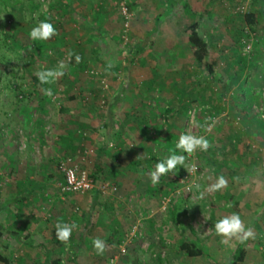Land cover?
<instances>
[{
  "label": "rangeland",
  "instance_id": "1",
  "mask_svg": "<svg viewBox=\"0 0 264 264\" xmlns=\"http://www.w3.org/2000/svg\"><path fill=\"white\" fill-rule=\"evenodd\" d=\"M183 1L18 0L14 4L13 0H0V223L6 228L20 233L29 229L37 231L33 241L38 242L41 239L38 232L41 228L52 233L57 223H75L78 227L73 229L70 240L65 243L67 248L77 239L81 230L86 232L87 228L93 234V239L104 240L103 236L108 234L107 229L113 232L117 228L113 240L110 244L107 242L110 249L107 264H124L122 259L128 255L129 248H136V245L146 251L138 253L143 264H210L212 261L230 264L231 254L238 241L233 240L230 245L220 242L222 237L215 234L213 214L221 218L237 213L246 227L251 228L255 234L254 239L246 241L245 259L238 264H264V214L257 219L264 206V174L257 172L258 174L249 175L243 170H237V155L226 156L218 152L231 143L241 156L244 152L250 154L253 150L264 152L263 146L252 143L248 137L240 140L229 136L231 128L242 129L244 123L240 111L237 114L235 112L237 106L234 99L239 84L230 83L229 73L243 59L245 66L242 65L243 71L240 72L245 75L244 78L250 79L259 67V74L263 73L261 79H264V2L256 3L261 14L258 15L255 31H250L243 21V13L251 8L250 0H198L206 6V12L200 20L184 9ZM122 8H126L125 13ZM45 19L53 23L57 35L47 41H33L29 35L31 29ZM197 20L200 22L201 34L212 44L216 69L224 72L223 82L197 66L190 59L191 53L190 62L188 61L185 30ZM3 32L11 36L5 37ZM247 43L251 47L249 56L243 50ZM175 49L182 51L183 56L180 58L183 60L176 58L177 62L171 59L175 54L171 51L175 52ZM149 52L153 56L151 61L145 60V65L140 63V56ZM69 53L73 54L71 58ZM110 53L114 55V59L108 65L106 60ZM75 54H79L82 60H90L83 61L84 63L81 60L77 64ZM62 60L67 64L65 74L52 84L45 85V88L55 89L54 95L44 101L39 100L42 95H37L39 101L34 99V95L33 100H29L30 108H25L23 102L17 99L21 85L27 91L35 93L31 77L38 70L55 68ZM176 62L183 65V70L188 68L197 73L205 94L200 102L191 98L187 108L177 117L179 122L169 126L173 115L169 95L174 94L170 83L176 78L178 71L165 68H176ZM153 65H159L160 68L155 70V78L151 80L148 70ZM128 68L137 69V77L133 76L137 79V117L141 119L142 111L147 112L150 117L148 122L137 124V137H144L141 147L137 146V174H134L137 176V188H120L117 184L113 185L107 176H103L94 182L88 195L64 196L60 192L62 175L57 167L59 160L70 157L71 162L88 171L92 161L89 155L94 153V145L84 147L79 136L85 137L87 129L80 128V122L75 125L68 118L61 122L58 116L60 106H64L67 101L71 102L66 97L78 89L86 90L90 86L98 88L102 79L106 80L109 83L107 89L83 94V98L98 102V106L100 101H105L102 106L100 104L99 108L97 106L94 109L93 125L97 128L106 118V101L122 84V74ZM159 72H163L162 76H157ZM170 72L172 76L169 75ZM175 85L180 88V84ZM261 85L262 82L258 86L260 100H254L244 108L245 113L264 120L260 117L259 109L263 103ZM38 105H44L46 109L39 110ZM84 117L83 113L82 121ZM221 118H227L225 123H220ZM59 124H65V127ZM64 128L72 138L80 139L74 153L67 152L72 146L69 136L59 140ZM99 130L102 131V128ZM184 133L206 136L211 144L206 152L196 150L185 160L188 168L191 164L198 167L197 173L192 177L194 183L190 190L185 189L186 184H183L178 175L185 168L183 165L175 173L161 176L159 183L153 185L148 173L154 170L157 162L175 150V154H182L175 145ZM78 134L79 139L76 137ZM220 134H227L229 137L222 135L223 138L219 139ZM100 144L98 143L99 148ZM226 150L231 152L229 148ZM154 152L159 158L155 163L151 161ZM125 160L127 162L123 163L122 168L130 171L131 160L128 157ZM240 162L246 169V164ZM230 163L232 166L228 169ZM259 165L264 169V161ZM220 175L228 180L227 187L212 193L206 192L203 199H198L199 191L207 189ZM49 177L52 185L47 186ZM105 183L115 186V190L110 191L115 197H124V204L127 206L124 208L126 212L129 211V215L126 218L120 216L118 222V218L112 214L105 223L104 212L97 210L91 214L94 224L89 222L85 228H81L89 209L90 194L94 193V188L107 191ZM196 183L201 185L200 190L194 187ZM10 203L12 205L8 207ZM134 209L136 211L133 215L130 211ZM171 209L178 213L185 209L188 216L193 214L190 220L185 217L181 219L185 223L188 220L196 235L208 247V257H190L186 260L184 255L176 252L177 241L184 235L188 236L189 232L187 228L182 232L177 230L171 222ZM61 215L64 217H60ZM80 220L82 221L79 222ZM95 223H102L104 229L101 226L95 228ZM134 227L137 233L124 244ZM44 234L43 231L42 235ZM118 235L123 236L119 239ZM2 240L11 251L12 264H41L40 261L48 264L40 248L27 247L5 233ZM56 240L47 242L46 245L55 244L54 251L60 256L59 260H65V264H83L76 260L77 254L71 258L70 248L61 255L56 246L61 242ZM122 244L126 251L121 255ZM57 254L51 258H59ZM150 256L153 258L152 262Z\"/></svg>",
  "mask_w": 264,
  "mask_h": 264
},
{
  "label": "crops",
  "instance_id": "2",
  "mask_svg": "<svg viewBox=\"0 0 264 264\" xmlns=\"http://www.w3.org/2000/svg\"><path fill=\"white\" fill-rule=\"evenodd\" d=\"M187 45L188 46H186V49H188L187 50L188 52L186 53H187L188 61L190 62L189 60L190 53H191L190 59L193 61L192 49L188 42H187ZM171 52L175 53L173 54V57L171 58L172 60L177 61V62L178 60L180 61L183 60L182 58H180L181 56H183L182 51L175 49V52L174 51H171ZM152 57L153 56H151L150 52L149 54H143L140 56V63L145 65V60L149 59L151 61ZM156 58L158 59V57ZM113 59H114V55L110 53L108 56V59L106 60V64L111 65L113 63L112 62ZM89 60L90 58L86 60H82V62L89 61ZM156 61L157 60L155 59V62ZM177 62L175 64L177 65V67L175 66L176 68H173V67L165 68L166 70L171 69V71H178V73L176 72V78L172 80V82L170 83V85L171 84L173 85L171 92H173L174 94L169 95V98L171 99V101L169 102H171L172 104L171 107L173 108L172 110L173 115L170 120L171 123H168L169 126L170 125L173 126L174 124H177L179 122L177 121L178 120L177 117L180 116V112H184V108H187V105H189V101L191 98L193 100H197L198 102H200V101H203V96L205 94L204 86L202 84L200 77L197 76V73L189 70L188 68H185L183 70L182 69L183 65ZM188 65L189 63L187 64V66ZM242 65L245 66L243 59H241L240 64L236 65L233 68L232 72L229 73L230 75L229 81L232 84L234 83H236V85L239 84V87L236 90V98L234 99L235 105L237 106V110L235 112L237 114L238 111H240V113L242 114V120L244 123L242 125V129L231 128L232 131L230 129L229 136L240 139V140H242L243 137H248V139H250L252 143L254 142V144L255 143L258 145L260 144L264 148V120H261L259 117H257L254 114L245 113L246 111L244 108V107L249 106L251 103H253L252 101L260 100V97H259L260 89L258 86H260V82L263 81V78L261 79L263 73L259 74L260 73L259 71L261 70H259L258 69L259 67H257L258 70L256 69L252 73V77L250 79L244 78L245 75L240 72V71H243ZM158 67L159 65H153V67L148 70L151 80H153L152 78H155V70H157ZM223 73L224 72L222 70L219 72L215 67L214 77L218 79L219 82L224 81ZM162 74L163 72H159L157 76L159 75L162 76ZM169 75L172 76L173 75L172 72H170ZM133 76L137 77V69L132 70L128 68V70H126L125 73L122 74V77H123V79L121 80L122 84H120L117 90L112 92V94L110 93L111 94L110 97L108 94L109 100L106 101V103H108V106L106 108V113H104L106 114V118L104 119V121H101V124L98 125L97 128H95V126L93 125V116H94L93 114H95L94 109L95 107H97V105L96 104L94 105L91 103L88 104L89 102H91L90 99L86 105L83 104L81 101H78L79 99L77 101H71L72 103L67 101L64 105V107H66L67 110L63 112L59 111L60 113L58 114V116L61 122L66 121V119L68 118L70 120V123L74 122L76 125L80 122L79 124L81 126L79 127L87 129L86 132H84L86 135L85 137L79 136L80 134H78L76 137L77 139H79L78 138L79 136L80 139L83 140V145H85L84 147L89 146L90 144L94 145L93 147L94 153L92 152V154L89 155L91 156V159H92L89 165V169L96 171V174H98L97 179L98 178L100 179V177H103V176H107L106 178H108L112 182L113 185L117 184L120 188L125 187V188L135 189L137 188V176L134 175V174H137V146L141 147V144L144 141L143 135H140L137 137V124L148 122L150 120V117L147 116L148 115L147 112L144 113L142 111L143 109L140 110L142 111V116H140L141 119L139 120L137 117V113H138L137 112V93L135 94V92H137V79L133 78ZM102 80H103L102 83L99 84L100 87L92 88L90 86V87H87L86 90H81V91H85L84 93L89 94V92L93 93L94 91H102V90L107 89L109 87L108 86L109 83L104 79ZM175 83L180 84V88H178V86H176ZM111 90H112V87L110 84V91ZM77 91H80V90L78 89ZM175 91H178V93L175 94ZM115 99L116 101L118 100V104L113 106L112 102ZM100 104L102 106V101H100ZM45 109L46 108H44V110ZM235 112L233 114H235ZM83 113L85 114V117L82 121ZM226 119L227 118H221L220 123L221 121L222 123H225ZM59 126L65 127V124H59ZM99 128H102V131L99 130ZM65 130L66 128L61 130V133H63V135L59 136L60 137L59 140L61 141L69 136V141L71 142L72 146L70 147V150L67 152L74 153L76 152V149H77V145H78L77 142L80 139L75 140L69 135V132ZM99 132H102V134H99ZM222 135L223 134H220L219 139H221V137L223 138V136H226L227 134L223 136ZM175 136L178 137L177 134H175ZM229 136L227 135L226 137L228 138ZM98 143L99 144L101 143L100 148L98 147ZM74 144L76 145L74 146ZM112 147H114V149ZM124 148H127L128 150L126 151L127 152L129 151L130 154L129 153L126 154L125 153L126 151L123 150ZM226 149L227 148H223V150H226ZM235 149L236 147L234 146V149L231 150L230 153H228L227 150L224 151V153H222V150L220 149L219 150L217 149V150L219 153L221 152L222 155L223 154L226 156H228L229 154L237 155L238 156V159H237L238 162L236 166L237 170H240V171L243 170L247 172L249 175H253L254 173H257V172L264 174V169L260 168V165H259V163H262L264 161L263 159L264 152H261L259 150L257 151L253 150L252 153L248 154L244 152L243 155L241 156L240 152L239 151L237 152V149L235 151ZM147 154L149 155L148 152ZM153 155H156L155 152L152 154V156ZM125 157H128L131 160L130 163L132 165V168L130 171H125L122 168L123 163L127 162V160H125ZM240 161L246 164V169L241 164ZM231 166H232V163H230L227 168L229 169ZM261 170L263 171L261 172ZM50 178L51 177H49V180L46 181L47 186L52 185ZM132 182H134V184H132ZM105 184H106L105 189H107V191L106 190L99 191L97 190V188H94L96 190L93 191L94 193L90 194L91 198L89 197V203H88L89 209L86 212V216H85V219L83 220L81 228H85L89 224V222L90 224L93 223L91 219L92 218L91 214L93 212H96L97 210L100 212L102 211V213L104 212L103 215L106 218L105 223L108 222L107 217H110L112 214L113 216H116V219L118 218V222L120 221L119 219H121L119 218L120 216H122V218H126V216L129 215V211L126 212L124 208V207H127L126 204H124L125 202L124 197L122 196L115 197V195L112 192H110L112 189L115 190V186L113 187L111 186L112 184L109 185L108 183H105ZM96 193H98L99 196L95 199L94 195H96ZM104 195H108V196H104ZM60 208L62 209V206H60ZM135 211L136 209L131 210L130 212H133V215H134ZM60 217H64V216L61 215ZM170 218H171V215H170ZM81 221L82 220H80L79 222ZM94 226L95 228L101 226V228L104 229V225L102 223L101 224L95 223ZM116 230L117 228L112 232L111 230L107 229L108 234L106 236H103L104 238L103 241L106 245V248L102 254L97 252L93 248V245H92L93 234H91V232H88L87 228L85 230L86 232H82L81 230V232L77 235V239H74L75 241L73 242V245L69 244L71 258L75 257L77 254L78 257L76 260L81 261L80 263L107 264L106 260L108 258L109 250H110L109 247L107 246V242H109L110 244L111 240H113L112 238L115 237ZM43 231L45 233L44 234L45 236L42 235ZM38 232L41 235V239L38 242L33 241L35 244H43L45 246L46 244L50 243L51 241L53 242V240L56 239L55 231H53L52 233L51 232L49 233L48 231H45L41 228V230H39ZM96 232L103 233L102 231H96ZM21 233L28 234L30 238L33 240V236L37 233V231L35 232L29 229ZM122 236L118 235L117 237L121 239ZM27 247H30V246H27ZM61 247L64 249L63 251L69 249L66 247V245H63V243H61L57 245V248H59L58 249L59 252L61 250ZM63 251L62 253L60 252L61 255L63 254ZM53 252L56 253L54 249H53ZM145 252L146 251L141 250V248H139L137 245H136V248H129L128 255L123 260L124 264H143L140 260L139 254L140 253L142 254ZM185 258L186 260H188L190 257L185 256ZM59 259H60V256H59ZM150 261L151 262L153 261L152 257L150 258ZM58 262L61 264L63 263L65 264V260L63 259L59 260Z\"/></svg>",
  "mask_w": 264,
  "mask_h": 264
},
{
  "label": "trees",
  "instance_id": "3",
  "mask_svg": "<svg viewBox=\"0 0 264 264\" xmlns=\"http://www.w3.org/2000/svg\"><path fill=\"white\" fill-rule=\"evenodd\" d=\"M5 0H3L4 2ZM264 2V0H250L251 3V8L243 13V21H244V25L247 27L248 30L250 31H255V28L258 26V15L261 14L260 10L257 8L256 3L258 2ZM18 2V0H13V3L16 4ZM183 7L184 9H187L191 15L193 16H198V19L200 20L203 15L206 12V6H204L200 1L198 0H193L192 3L184 0L183 1ZM257 8V9H256ZM199 20L194 21L193 23H191L189 26L186 27V41L190 44L191 49H192V55H193V60L195 62V64L201 68H203L205 70L206 73H208L209 75H211L212 77H214V69L215 66L217 64L216 60L213 57V53H212V44L205 38L203 37V35L201 34L200 30H199V25L200 22ZM4 36H11L10 34L3 32ZM242 34V32H241ZM38 43V42H37ZM31 80L33 81V84L36 88V92H31V91H27L25 88L21 87L19 88V97H17L19 102H23V106L25 108H30V102L29 100L32 99V97H34L35 95V100L39 101L40 99L44 100H49L51 98V96H47L44 94V89H45V85H41L39 80L37 79V77L35 75H33L31 77ZM43 90L42 92H39L38 90ZM80 91H75L73 93L70 94V96L66 97V100H70V101H81L83 104H87V102L89 101V99L83 98V94L85 91H81V89H79ZM54 90H52L53 95H54ZM42 95L41 97H39L38 100V96L37 95ZM52 95V96H53ZM33 100V99H32ZM31 100V101H32ZM96 100V99H95ZM92 102H89L88 104H96L98 106V102H94V100H91ZM44 102H41V104H43ZM113 106L118 104V100L116 101V99L112 102ZM111 103V104H112ZM30 105V106H28ZM100 106V104H99ZM98 106V107H99ZM37 109L39 110H43L44 109V105H38ZM67 110L66 107L64 106H60V111L63 112ZM227 148H229L230 150L234 149V145L231 143L230 146H228ZM173 150H175L173 148ZM222 153H224L223 149ZM174 152H177L176 150ZM180 155H184L186 157L185 160H187V156L186 153L180 154ZM224 155V154H223ZM152 156V155H151ZM159 160L158 155H153L151 158V161H153L154 163L157 162ZM58 165V164H57ZM177 168H181V166H177ZM185 172V168L181 169V171L179 172V176H182ZM88 176L92 179L93 183L96 181L98 174H96V171L89 169L87 171ZM92 191V190H90ZM88 191V192H90ZM88 192H86L85 194H87ZM69 194H66L64 196H68ZM71 195H76V194H71ZM95 199L99 196L98 193H96ZM12 203L8 204V207L11 206ZM2 208V207H0ZM171 213V222L173 224H175L177 230L180 232L181 230H184V228H187L189 234L188 236H182V238H180L177 241V247H176V252L180 253L184 256H188V257H208L207 253H206V249L208 248L203 240L196 235V232L194 230V228L192 227V225L187 222L188 220H190V218H192V215L187 214V211L185 209H183L180 213H178L175 209H171L170 211ZM264 214V206L260 212V214L258 215L257 219H260L262 217V215ZM181 215V217H180ZM214 221L216 222L218 219H220V217H216L214 214ZM182 217H185L186 219L188 218V220L185 222H183V220L181 219ZM83 232V231H82ZM182 232V231H181ZM6 234L8 237H12L15 238L17 241L19 242H23L25 245L30 246V247H34V248H40L42 254L44 255L45 259L47 260L46 262L48 264H57L59 261V258H51L52 256H56L57 253L53 252L54 246L53 245H43V244H35L33 242V240L30 238V236L28 234H22L19 231L16 230H12L10 228H6L3 224L0 223V264H12L11 263V251L8 247V245L3 242L2 240V235ZM71 242V241H70ZM68 243V242H67ZM245 242L241 243V242H237V245L233 251V253L231 254V258H230V264H238L244 261L245 256H246V248H245ZM73 245V242L70 243V245ZM59 245V244H58ZM63 245H65V243H63ZM57 246V245H56ZM64 249L61 247L60 252L62 253ZM65 251H63L64 253ZM57 256H59L57 254ZM122 259V258H121ZM40 260V259H39ZM124 260V259H122ZM120 260V261H122ZM41 264H43V261H40ZM122 263H124V261H122ZM210 264H218L215 261H212Z\"/></svg>",
  "mask_w": 264,
  "mask_h": 264
},
{
  "label": "clouds",
  "instance_id": "4",
  "mask_svg": "<svg viewBox=\"0 0 264 264\" xmlns=\"http://www.w3.org/2000/svg\"><path fill=\"white\" fill-rule=\"evenodd\" d=\"M29 35L33 41H47L57 35V29L53 23L50 22V20L45 19L39 21V23H37L36 26L31 29ZM72 55V53H69V58H71ZM81 60V56L79 54H75V62L79 64ZM66 68L67 64L62 60L58 62L55 68H44L42 70H38L35 73V76L41 85L52 84L65 74ZM44 94L47 96H52V89L50 87L45 88ZM175 147L181 152L191 155L196 150L206 152L211 147V144L206 136H197L193 135L192 133H184L180 135ZM185 159L186 157L184 155H177L175 152H172L168 156L164 157L155 164L154 170L148 173L151 183L156 185L159 183L161 176L167 175L170 172L175 173L177 166L183 165L188 171H190L188 166L185 164ZM227 185L228 180L224 175H220L216 178L215 182L210 184L205 190H200L201 185L198 183L194 184V187L197 190H200L198 199H203L206 192L212 193L220 191L226 188ZM77 227L78 226L75 223H57L55 225L56 239L61 243H67L71 238L73 229ZM214 231L216 235L222 237L220 242L224 245H230L233 240L243 243L250 238H255L253 230L246 227L240 215L237 213L225 215L218 219L214 224ZM92 245L93 248L101 254L105 251L106 245L100 238L93 239Z\"/></svg>",
  "mask_w": 264,
  "mask_h": 264
},
{
  "label": "built area",
  "instance_id": "5",
  "mask_svg": "<svg viewBox=\"0 0 264 264\" xmlns=\"http://www.w3.org/2000/svg\"><path fill=\"white\" fill-rule=\"evenodd\" d=\"M123 13L126 12V8H122ZM247 32H249L247 30ZM246 38V37H245ZM243 43H246L243 41ZM246 54L249 56L251 47L250 44L247 43L246 46H244L243 49ZM261 91H262V96H263V103L260 106V117L264 118V79L262 81L261 85ZM102 103H104L102 101ZM195 153V152H194ZM193 153V154H194ZM191 154V155H193ZM191 155L186 153V156L189 158ZM58 170L61 172L62 175V182L60 184V192L64 195L66 194H76V195H83L86 192L90 191L94 187V183L92 179L88 176V173L85 169L80 168L77 163L71 162L70 157H65L59 160L58 162ZM190 171L186 170L184 174L180 177V180L183 182V184H186L185 189L187 191L190 190L191 185L194 183L192 182V177L195 176L197 173V165L191 164L189 167ZM71 181V182H70ZM137 233V229L135 227L130 231L129 237L125 239L124 244L127 243V240L131 237H133ZM124 244L120 246V254H124L126 249Z\"/></svg>",
  "mask_w": 264,
  "mask_h": 264
}]
</instances>
